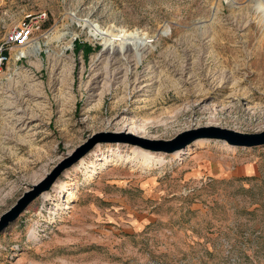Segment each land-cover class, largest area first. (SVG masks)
Here are the masks:
<instances>
[{"label":"rangeland","instance_id":"1","mask_svg":"<svg viewBox=\"0 0 264 264\" xmlns=\"http://www.w3.org/2000/svg\"><path fill=\"white\" fill-rule=\"evenodd\" d=\"M39 12L28 49L7 43ZM94 25L145 35L140 60L126 45L134 61L113 65L121 54ZM2 45L0 218L99 134L264 131V0H0ZM23 110L35 119L20 126ZM120 139L98 142L0 233V264H264V146L204 138L145 161Z\"/></svg>","mask_w":264,"mask_h":264},{"label":"water","instance_id":"2","mask_svg":"<svg viewBox=\"0 0 264 264\" xmlns=\"http://www.w3.org/2000/svg\"><path fill=\"white\" fill-rule=\"evenodd\" d=\"M115 137V138H112ZM120 141L129 142L133 145H139L145 149L174 153L186 148L193 142L204 138L221 139L233 146L240 147H258L264 146V131L255 133H244L237 130L222 128L218 126H204L186 130L178 134L171 140H151L135 136L133 134L109 135L99 134L86 144L80 146L71 156L60 162L44 179L34 184L30 190L26 191L17 203L5 212L0 218V233L10 224L17 220L21 213L37 199L42 193L49 191L58 177L67 168L74 165L81 157L88 153L98 142L102 141Z\"/></svg>","mask_w":264,"mask_h":264},{"label":"bare ground","instance_id":"3","mask_svg":"<svg viewBox=\"0 0 264 264\" xmlns=\"http://www.w3.org/2000/svg\"><path fill=\"white\" fill-rule=\"evenodd\" d=\"M93 31L95 32V35L96 36H102L104 38V46H105V49H109L110 51L114 50V53H120L121 54V58H118L117 56H113L111 58V62L113 65H117L119 63H121L122 60H125V61H129V62H132L134 61L131 57V53H129V56H126V51H129V49L125 50V52H123V47H125L126 45H132L133 47H135V51L137 50V57L138 59L140 60V55L138 53V51H142V48L144 50V47H142L143 45H146V41L149 40L145 37V35H140V34H132V33H123L121 35L119 34H112L110 31H104L102 29H100V27L98 28L97 26L94 25L93 27ZM120 40L119 44H116V41ZM117 45H121V49H119L117 47ZM132 47V48H133ZM147 47V46H146ZM145 47V48H146ZM118 48V49H117ZM126 48V47H125ZM25 49H28V48H22V50L25 51ZM32 49V50H31ZM30 50H27V52L29 54H37L40 49H41V46L39 44H36L33 48H31ZM147 50V49H146ZM145 50V51H146ZM143 52V51H142ZM124 53V54H123ZM116 54V55H118ZM23 52H21L20 54H17L16 55V59L18 60L19 58L23 57ZM133 56V55H132ZM134 57V56H133ZM136 59V57H135ZM139 62V61H138ZM119 71V70H118ZM117 71V72H118ZM119 75V72L116 74V76ZM116 78V77H115ZM137 89V88H136ZM147 90V89H146ZM144 93V92H143ZM131 95V93L129 94ZM139 98V97H138ZM135 101H140L139 99H133L132 102H135ZM23 114L21 116H16V122L17 124H19L20 126L21 125H26V123L29 125L34 119H35V115L34 114H29L27 111L23 110L21 111ZM14 117V116H13ZM15 119V118H14ZM27 119H29L27 121ZM15 124V123H14ZM15 126V125H14ZM127 131V129H126ZM127 132H130V133H134V134H137L136 131L134 130H128ZM11 136V135H9ZM16 137V136H15ZM6 138V137H5ZM8 138V137H7ZM13 138V137H12ZM9 139V138H8ZM7 141V140H6ZM197 141H200V140H197ZM196 141V142H197ZM1 144V143H0ZM133 145V144H131ZM133 146H137L139 147V149L141 148V156L138 155L139 157H143L146 160H151V153H153L152 151L150 152V150L148 149H145L141 146H138V145H133ZM5 148V147H4ZM158 153H162L160 151H157ZM183 153L182 150H179L177 152H174V153H171L172 155H178V154H181ZM80 163H83V160L80 162ZM71 193V192H69ZM47 194L45 193L44 196H46Z\"/></svg>","mask_w":264,"mask_h":264},{"label":"built area","instance_id":"4","mask_svg":"<svg viewBox=\"0 0 264 264\" xmlns=\"http://www.w3.org/2000/svg\"><path fill=\"white\" fill-rule=\"evenodd\" d=\"M47 18V12L30 14L17 27H15L7 40L18 47H28L33 39L35 30L39 29ZM24 57V56H23ZM11 59L8 47L0 46V75L4 72Z\"/></svg>","mask_w":264,"mask_h":264},{"label":"trees","instance_id":"5","mask_svg":"<svg viewBox=\"0 0 264 264\" xmlns=\"http://www.w3.org/2000/svg\"><path fill=\"white\" fill-rule=\"evenodd\" d=\"M78 47V44H76V48ZM85 48H87L88 50H91V48L90 47H88V46H85Z\"/></svg>","mask_w":264,"mask_h":264}]
</instances>
